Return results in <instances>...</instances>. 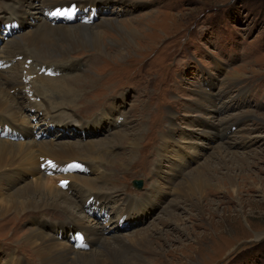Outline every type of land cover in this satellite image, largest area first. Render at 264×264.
<instances>
[{
	"label": "rangeland",
	"instance_id": "obj_1",
	"mask_svg": "<svg viewBox=\"0 0 264 264\" xmlns=\"http://www.w3.org/2000/svg\"><path fill=\"white\" fill-rule=\"evenodd\" d=\"M28 1L21 4L24 13L16 15L11 5L18 0H0V59L10 58V73L28 82L27 93L7 91L9 101L14 98L10 102L14 111L10 117L0 115L16 132L30 131L40 140L93 149V157L81 156L85 160L77 162L92 163L94 173L86 175L98 180L101 194L112 199L102 203L109 207L97 229L100 241L139 246L143 258L158 264H264V0H96L97 18L87 9L89 15L79 21L89 28L112 18L124 25L126 34L120 37L119 30L100 28L107 33L98 49L86 40L74 43L63 63L46 57L61 54L53 44L68 48V43L56 42L45 31L36 34L39 18L34 10L42 6L51 24H74L80 14L74 17L70 2L50 11L48 0ZM30 4L34 8L26 7ZM50 16L60 20L53 22ZM9 20L20 28L7 37L2 26ZM71 62L85 67L81 73L62 71L54 78L35 69L40 64ZM2 70L0 79L5 75ZM76 77L82 78L83 87ZM63 80L73 84L61 88ZM84 122L93 124L86 129ZM63 123L69 127H60ZM78 127L82 132L75 130ZM5 131L1 136H17ZM221 156L238 193L232 194L227 185ZM41 166L38 170L43 173ZM178 167L182 169L175 173ZM68 177L49 179L58 191L57 185ZM208 178L210 183L196 193V184ZM32 180L30 172L16 171L9 184H0V203L21 196V207L30 210L0 219V264H39L36 253L25 246V235L36 229L50 235L47 223L74 225L66 212L43 203L45 192L32 186ZM134 180L142 181L141 189H135ZM70 190H76L78 197L69 198L83 202L81 185ZM129 200L138 203L135 213L126 209L106 224L109 214L113 217L114 209ZM83 204L90 203L87 199ZM124 216L129 221L126 228ZM146 239L149 245L142 246ZM99 250L89 247L83 252Z\"/></svg>",
	"mask_w": 264,
	"mask_h": 264
},
{
	"label": "bare ground",
	"instance_id": "obj_2",
	"mask_svg": "<svg viewBox=\"0 0 264 264\" xmlns=\"http://www.w3.org/2000/svg\"><path fill=\"white\" fill-rule=\"evenodd\" d=\"M32 1L33 0H29L28 4L32 3ZM34 1H36V0H34ZM72 1H75V2H72ZM22 2H23V0H18L17 4L15 6L11 5V6H13V10L17 11L16 15H20V13L21 14L24 13L22 11L24 8V5H21ZM67 2L73 3L74 5L77 4L80 7L81 14L76 16V22H74V24H70V23L69 24H63V23L51 24L52 22H49L47 20L45 14H44L45 11L43 10L42 6H40L38 9L35 8V10H34V12H36L34 14V15H36L35 18H39L38 22H37L38 24H37V28H36L35 33L36 34H42L44 31L48 32L56 38V40H55L56 42H67L69 45L68 48H60L59 46L53 44V50H55V51H57V53H61V54L48 56V58L46 57V59H48L47 61L50 60L49 58H52V59L54 58L55 60H57L56 62L54 61L55 63L65 62L69 56V53H70L69 51H72L70 46L74 43L82 42L83 40H86V42H91L93 44V46H90V47H92L94 49H98L100 41L106 37L105 34L107 33L105 30H101V31L98 30L100 28L111 29L114 32H117L119 30L121 32L120 37H122L126 34V32H124L122 30V26H124V25L117 22L115 19H112V18L111 19H104L103 18L97 24H95L96 22L93 23V24H95V27L90 26L89 28H88V26H85L86 23L79 21V18H81V16H86V15H89L91 13L93 14L94 18H97V16H98L97 12L98 11H97V8L95 6L96 0H92V1H90V0H87V1H83V0H63V1H61V0H48L46 2V4H49L48 9H50V11H51L56 5H58V4L64 5ZM25 3H26V0H25ZM26 7L30 9V8H34V5L30 4L29 6H26ZM87 9L90 10L89 14H86ZM13 15H14V13H13ZM48 19L52 20L50 18H48ZM9 21L13 22V20H9ZM9 21H6L4 23H7ZM94 21H96V19ZM81 23H84V24L81 25ZM2 28L5 29L3 26H2ZM5 33H6V29H5V32L3 34L6 35ZM6 36L10 37L11 34H10V36H8V35H6ZM23 36H25V35H23ZM17 38H15V39H17ZM125 39H127V38H125ZM21 40H23V39H21ZM15 42H16V40H15ZM49 42H52V41H49ZM9 43H10V41H9ZM23 43H25V42H23ZM12 44H14V43H12ZM65 45H67V44H65ZM61 46H63V45H61ZM19 48L16 47V49H19ZM30 48H29V50H30ZM14 49L15 48H13V50ZM3 51H6V50H3ZM7 51H9V50H7ZM6 53H4V54L6 55ZM42 54H43V52H42ZM13 56H11V57L13 58ZM17 56H19V55H17ZM26 60H27V58H26ZM50 61H52V60H50ZM20 63H22V61ZM27 63L32 64V60H28ZM12 64H13V62L8 57L0 59V66H2V67H0V70L1 69L5 70V71L2 70L3 73L5 72V75L3 77H1L3 79H0V114L6 115L9 117H10V115L13 114L12 112L14 111V110L12 111L11 104H10V102L13 101L14 98L11 101H9V98H8L9 93H7V91L12 92V93H16V92L20 93V91H24V92L28 91V90H26L28 82L21 77L22 75L21 76H15L14 73H12V71L10 73ZM70 65L72 66L73 69H70V67H69ZM43 66H46V68L54 67L60 73L63 71L64 74H67L68 72L71 73L72 71H74V69L75 70L77 69L78 72L75 73V74H77V73H81L82 68L85 67V64L80 65V62L72 64V62H71L70 64H59V65H53L52 64V65H43ZM43 66H41V64H40V66H35L36 67L35 69L39 70L38 73L40 72V70L42 69ZM15 67H17V66H15ZM19 67L21 68V66H19ZM58 67H61L62 69H57ZM125 68H127V67H125ZM9 73H10V75H9ZM62 74H60V75H62ZM75 74H73V75H75ZM49 78H54V77H49ZM76 78H77V82H80L78 84L81 85V87H83L85 84H83V81L82 82L80 81V79H82V78H78V77H76ZM72 80H70L69 82H68V80H63V82H64L63 85L60 86V85H58V83H56V84H53V86L58 85L59 87L62 88L64 86H66L67 83L69 85H72L73 84ZM28 87H30V86H28ZM54 88H56V87H54ZM85 90L86 89H84V91H83L84 93H85ZM25 93H27V92H25ZM88 94L89 93H86L85 95H88ZM85 95H84V97H85ZM9 97H10V95H9ZM68 97H69V95H65L66 99H68ZM35 98H37V97H35ZM85 99H86V97H85ZM59 100H64V98L62 99L59 97ZM48 103H50V102H48ZM49 106H50V104H49ZM16 107H15V110L18 111V108H16ZM35 109H36V111L38 110L37 108H35ZM41 112L43 114V111H41ZM2 117H4V116L0 115V118H1L0 119V127L3 128L0 132L2 133V131L6 129L8 134H12V133L19 134L20 133V134H22V137L12 140L8 137L1 136V133H0V184L1 183L9 184L16 171L30 172L31 177L33 178V180L30 182L32 184V186L34 185L35 187L42 188L43 191L45 192V194L42 198L43 203L47 207L60 208L61 211H64L69 215L70 220L74 223V225H68V226H63V225L60 226V225H56V224L52 225L53 223H50L51 225L48 226V223L46 221H44L47 223L46 224L47 228H49L52 231L50 235L42 234L37 229L34 230L33 232L25 235V238H24L25 246L32 248L33 253L34 252L36 253V255H37L36 259H38L39 264H141V263L142 264H158L157 260H153L151 258L150 259L143 258L139 254V251H138L139 250L138 248H140L139 246H131V245H127V244H122V243H118L115 240L107 242V243H102L100 241V239L98 238L97 229L100 230L99 225L102 224V221H103L102 218L105 217L104 214L106 213L105 210H107L109 207V205H108L107 209H105L103 207L102 203H108V201L106 199L107 198L110 199L111 197H107L106 194H101V192H100V190H101L100 186L101 185H98V183H97L98 180L91 179L86 174L80 175V174L59 173L60 171L58 172V170L61 169V167H63L62 165L67 166L68 164H71L72 162H77V160L78 161L85 160V159H80L81 156H83L84 158L93 157V153H92L93 149H91L89 146H87L85 144L73 145V144H64V143H53L51 141L49 142V140L48 141L40 140V138H35V135L32 134L30 131L16 132V128L12 125H7V123H4ZM98 120H99V118H95L93 123L97 124ZM8 123H10V121H8ZM93 123H90V124H93ZM90 124H86L85 122L82 123V125L86 126V129ZM62 127L66 128V127H69V125L66 123H63ZM116 128H117V126L114 129H116ZM80 129H81V127H80ZM86 129H85V131H86ZM76 131H78V130H76ZM225 132H226V130H223L222 133H225ZM11 143H15V144H11ZM90 151H92V152H90ZM84 152H86V153H84ZM178 153H179L181 161H182L183 156L180 154V152H178ZM219 158H220L221 167L226 170V172L224 173L225 174L224 178L227 179V185L231 186L230 190H231L232 194L236 193L238 190V187L236 186V183H235L236 180H234V178L228 174L227 162L223 161L221 159V158H223V156H221ZM49 162H51L52 166L58 167V168H54L52 170L48 169V171H51V174H52L50 177L47 176V174H46L47 169L45 170V168H44V166H49ZM62 163H64V164H62ZM41 164H44V166L40 167V170L43 171V173L38 170L39 165H41ZM84 164L88 167V170H89L88 175H92L94 173V170H95L92 167V163L89 164V162L88 163L84 162ZM118 165L120 168H123V166H124L122 163H118ZM59 166H61V167H59ZM209 168L210 167H207V169H209ZM181 169H182L181 167L180 168L178 167L175 170V173L180 171ZM35 176H37V177H35ZM61 176H70V177H68L69 181H64V182H67L68 185L62 184L64 182L59 183L57 185L58 191H56L55 184L49 178L57 180ZM83 176H85V177H83ZM101 178H103V176ZM23 179L26 181L27 176ZM100 180L103 181L102 179H99V181ZM105 180L107 182V178ZM215 180H217V178ZM219 181H220V179L218 180V182ZM76 182L79 185H81V187L83 189L81 191V195L84 197L83 202H79L76 199L69 198V197H76V198L78 197L77 193H76V195L74 193V192H76V190H74V191L70 190V188L72 189V188L77 186ZM206 183H208V184L210 183L209 178H208V180L206 179L205 181H203V180L199 181L196 184L195 192L196 193L200 192V190H202V188L206 185ZM189 186H192V184L188 185V187ZM63 187L67 190H64ZM188 187H184V188H188ZM19 191H20V188H16L14 190L15 193H18ZM92 195H94V196H92ZM89 196H92L89 200H95L98 203L97 206H96V203H94L93 205L96 206L95 207L96 210L99 208V210H98V213H99L98 217L99 218L98 217H90V218L86 219L85 218L86 216H83V213H86V210L83 207V205H84L83 203L88 199ZM20 197H17L16 200H9V201L0 203L1 205H3L2 209L0 210V219H4L7 216H10V214L12 215V218H14V217L17 218L18 215H22L23 213L30 212V210L26 209L25 207H21V204L23 203V201L20 200ZM110 200H112V199H110ZM32 203H31V206H32ZM137 204L138 203H135L134 201L129 200L127 202V205H126V203L124 205L127 207H124V206L123 207H119V206L116 207V209H114V211L112 212L113 217H111V214H109L108 220H106L107 221L106 224H110L113 222V220L111 218H115L117 220V218L122 216V213L126 209L128 210L129 213L133 212V210L135 213V211L137 210V208L135 209ZM17 206H19V209H17ZM141 206L142 205H140V207ZM102 211H105V212L102 214L101 213ZM42 213L49 214V213H47V211H43ZM35 214H39V213H35ZM131 216L133 217V214H131ZM124 217H125V220H124L123 226H124V228H126V227H128L129 221H128V217H126V216H124ZM28 219H30V221H31V219H35V218L28 217ZM100 220H102V221H100ZM30 221H28V223H29L30 228H31L32 225H31ZM44 222H42L41 224H43ZM116 223L118 224V222H116ZM47 228H46V232H48ZM76 228L85 233L86 237H85L84 243H88V245L89 246L91 245L90 247H92V248L98 247V249H100L101 251L99 250V252H97V253L96 252L86 253V252H83V250H85L83 248H80L79 250H76V249L73 250L72 245H70V243H69L71 241L69 239V237H70L69 234L71 232L77 230ZM56 241L70 247L73 251H71L70 249H68L67 247H65L63 245H58ZM96 243H97V245H96ZM143 245H149L148 239L143 241L142 246Z\"/></svg>",
	"mask_w": 264,
	"mask_h": 264
},
{
	"label": "snow or ice",
	"instance_id": "obj_3",
	"mask_svg": "<svg viewBox=\"0 0 264 264\" xmlns=\"http://www.w3.org/2000/svg\"><path fill=\"white\" fill-rule=\"evenodd\" d=\"M55 14V13H54ZM49 166H52L51 162H49Z\"/></svg>",
	"mask_w": 264,
	"mask_h": 264
},
{
	"label": "water",
	"instance_id": "obj_4",
	"mask_svg": "<svg viewBox=\"0 0 264 264\" xmlns=\"http://www.w3.org/2000/svg\"><path fill=\"white\" fill-rule=\"evenodd\" d=\"M133 183H135V182H133ZM139 185H140V183H138Z\"/></svg>",
	"mask_w": 264,
	"mask_h": 264
}]
</instances>
